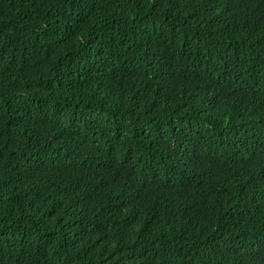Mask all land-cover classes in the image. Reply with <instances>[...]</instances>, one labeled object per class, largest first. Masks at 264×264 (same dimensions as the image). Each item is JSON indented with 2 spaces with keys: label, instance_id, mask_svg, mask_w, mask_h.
<instances>
[{
  "label": "trees",
  "instance_id": "obj_1",
  "mask_svg": "<svg viewBox=\"0 0 264 264\" xmlns=\"http://www.w3.org/2000/svg\"><path fill=\"white\" fill-rule=\"evenodd\" d=\"M0 264H264V0H0Z\"/></svg>",
  "mask_w": 264,
  "mask_h": 264
}]
</instances>
